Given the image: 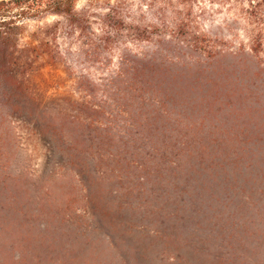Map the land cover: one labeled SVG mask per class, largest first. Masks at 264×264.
<instances>
[{
    "label": "trees",
    "instance_id": "trees-1",
    "mask_svg": "<svg viewBox=\"0 0 264 264\" xmlns=\"http://www.w3.org/2000/svg\"><path fill=\"white\" fill-rule=\"evenodd\" d=\"M206 1L225 6L231 40L193 31L182 14L142 25L117 5L94 31L76 0H0V116L23 122L26 140L41 146L43 182L60 177L82 202L67 213L49 209V224L39 226L49 248L36 264H264V0ZM167 26L165 43L222 47L206 51L208 64L232 59L224 75L256 123H229L234 108L194 114V86L167 77L165 62L124 54L112 67L104 57L124 33L151 41ZM63 30L75 56L104 73L99 83L78 77L77 97L41 94L34 84L40 76L46 87L63 69Z\"/></svg>",
    "mask_w": 264,
    "mask_h": 264
},
{
    "label": "rangeland",
    "instance_id": "rangeland-1",
    "mask_svg": "<svg viewBox=\"0 0 264 264\" xmlns=\"http://www.w3.org/2000/svg\"><path fill=\"white\" fill-rule=\"evenodd\" d=\"M115 1L118 0H76V8L83 10L90 28L94 31H98L105 13L112 12L117 5H121L120 13L127 22L149 25L161 22L164 18L170 20L175 14H182L190 19L193 31H202L212 39H232L231 35L222 30L224 22L230 17L225 6L220 4L198 0L189 8L179 4H168L164 8L162 0H157V3H152V0ZM34 27L35 22L30 21L27 33ZM161 31V37L155 35L151 41L139 42L133 41L131 35L124 33L104 57L112 67L124 54L165 62L170 67V71L166 72L167 77H175L181 87L194 86V93L201 99V103L191 108L194 114L209 115L223 111L231 113L234 108L238 113L230 114L227 118L229 123H256L245 95L235 92L232 88L234 83L224 75L229 70L228 65L232 59L225 57L221 63V60H215L208 64L210 60L206 58V51L214 53L222 48L220 45L214 43L211 47L199 49L184 43H165L173 35V27L167 26ZM238 34L237 39H243L241 33ZM68 36L66 30H63L59 39L61 50L67 53L61 67L64 70L61 69L58 75L49 77L46 87L39 88L43 82L40 76H36L34 84L38 88L37 92L58 96L70 93L77 97L75 82L78 77L87 75L93 82L101 81L100 77L104 73L88 69V63L75 56L73 39L69 40ZM236 46L234 41L227 49L233 50ZM208 69L212 71L211 75L208 74ZM47 71L46 68L44 73ZM4 106L7 108V105ZM187 106L191 105H184L185 108ZM7 124L16 130L14 134L6 129ZM0 161L5 164L4 168L0 167V264H36L35 258L41 254L46 256L49 248L46 242L43 244L39 229V226L49 224V209L58 206L62 212L67 213L82 202L75 188L60 177H51L49 181L43 182L46 171L41 146L35 140H26L23 122L3 115L0 116ZM24 165L28 166L26 170ZM65 244V240H61L58 249L55 250L54 247L52 251L62 254ZM68 264L78 263L74 261Z\"/></svg>",
    "mask_w": 264,
    "mask_h": 264
}]
</instances>
